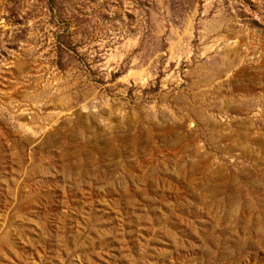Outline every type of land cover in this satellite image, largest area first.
<instances>
[{
	"label": "rangeland",
	"instance_id": "rangeland-1",
	"mask_svg": "<svg viewBox=\"0 0 264 264\" xmlns=\"http://www.w3.org/2000/svg\"><path fill=\"white\" fill-rule=\"evenodd\" d=\"M0 264H264V0H0Z\"/></svg>",
	"mask_w": 264,
	"mask_h": 264
}]
</instances>
